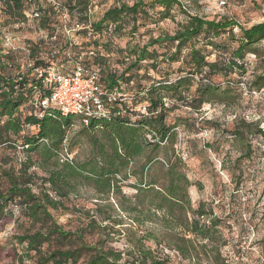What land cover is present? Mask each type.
<instances>
[{"label":"trees","instance_id":"1","mask_svg":"<svg viewBox=\"0 0 264 264\" xmlns=\"http://www.w3.org/2000/svg\"><path fill=\"white\" fill-rule=\"evenodd\" d=\"M184 1L153 0L145 3L137 0L133 5L121 3L105 11L98 21L90 23L88 12L91 0H64V6L58 5L56 8L67 10L71 18L78 11L80 19L74 25H80L82 29L74 33L75 39L84 34L94 39L93 45H87L93 48L86 50L75 39L71 42L66 39L59 49L51 50L47 57L49 60L53 51H58V54L49 61L40 55L38 46L30 43L25 51L31 54L29 62L33 63V67H26L18 75H13L10 61L0 64V147L20 148L27 154H40L39 163L24 162L19 169L0 166V221L13 216L12 207L19 213L16 222L21 232L15 235V240L23 252L14 264H25L26 261L34 264H170L169 255L147 245L148 242L160 245L153 228L147 226L160 224L168 233L171 226L166 222L171 218L176 219L175 227L183 233L174 235L177 245L173 249L182 257L193 256L191 235L208 238L204 232L206 226H200V221L194 219L191 224L188 222V214L204 217L205 213L200 209H192L189 198L192 184L183 171L180 157L175 155L173 145L177 133L175 127L167 123V119L180 105L197 112L205 104L224 100L223 94L229 97L230 87L220 93L221 89L213 82V78L216 75L227 78L237 75L243 79L247 75V57H261L258 46L264 42V22L245 28L234 19L207 20L184 12ZM41 2L0 0L1 15L7 24L22 25L28 22L27 11L36 5L32 12L33 20L38 23L39 29L50 30L52 25L59 23V15L55 13V8L44 6ZM176 6L187 16V23L181 30L174 35L151 39L142 47L137 45L118 50L127 60L123 64L125 69H107L110 56L115 54L113 39L123 33L127 24H133V36L138 32L136 25L139 20L152 19L150 10L160 8L157 14L165 20L171 17ZM74 25L65 21L62 30ZM236 29L240 35H236ZM54 33L51 40L58 37ZM106 35L110 39L100 43V39ZM55 42L59 43L58 39ZM163 44L174 46L175 51L163 57L162 62H179L182 49H189L184 59L187 66L180 71L185 75L174 81L156 80L148 87L141 85L140 80L149 74L146 71L140 75L143 63L150 64L149 68L153 72H157L159 65L160 56L151 47ZM101 48L106 55L101 52ZM16 52L9 51L6 59L14 58ZM215 53L218 58L210 61ZM80 56H83L84 64L90 69H99L100 82L104 88L121 90L123 85L126 88L138 86V94H143L144 98L137 103V94L133 96L131 108L127 107L125 99H119L111 106L112 116L109 120L93 119L87 127L84 126L89 133L100 131L101 137L89 136L94 155L85 163L76 164L61 162L59 154L77 117L64 116L53 105L42 108L34 101V96L39 93L41 98L50 97L49 90L44 88L42 79L35 71L37 68L52 63L66 67ZM194 85L197 87L192 92ZM246 87L248 93L264 90V61ZM125 89L123 94H126ZM143 102L147 104L146 111L137 112V105ZM27 108L30 110L27 111ZM258 134L264 143V131L260 130ZM149 135L154 141L148 140ZM148 151L150 155L146 157ZM153 152L164 153L168 160L166 164L153 160ZM143 159L150 165L148 171H155L157 179H145L147 165L135 173L133 163ZM35 166L43 170L46 176L39 177L37 173H31L30 170ZM131 177L136 180L133 185L135 196H121L124 183ZM86 186L104 196L106 201L111 195L117 197L115 204L120 212L126 213L127 216L123 217L130 221L128 227H124L125 230L116 229L125 226L122 217L117 219L105 215L100 203H96L93 212L85 214L72 204V197H76ZM125 202H130L132 207L126 209ZM108 206L112 207L111 203ZM60 212L82 214L79 218L87 224L80 225L75 231H66L55 217V213ZM216 227L214 221L207 228L211 231ZM171 234L166 235L171 237ZM89 235L93 236L91 243L87 241ZM116 236L119 237L117 240ZM124 237L127 245L124 251L113 247V243ZM213 264L229 263L217 259Z\"/></svg>","mask_w":264,"mask_h":264},{"label":"rangeland","instance_id":"2","mask_svg":"<svg viewBox=\"0 0 264 264\" xmlns=\"http://www.w3.org/2000/svg\"><path fill=\"white\" fill-rule=\"evenodd\" d=\"M44 6L50 5L55 13L59 15L58 24L52 25L50 30H41L38 28L32 18V12L36 5L27 11L28 22L22 25L7 24L6 19L1 15L0 10V64H6L10 61L13 75H18L26 70L31 54L27 51V45L33 43L40 51L43 58L48 59L51 50L58 48L66 40V31L62 30L64 22L74 25L79 21L80 14L74 13V18L68 14L67 10L58 5L64 6V0H41ZM137 0H91L89 6V22L98 21L105 11L109 8L127 3L133 5ZM150 3L153 0H143ZM221 1L225 5H221ZM183 9L188 15H197L207 20H220L222 18L234 19L245 28L264 22V0H185ZM1 8V7H0ZM160 8L155 11H149L152 19L139 20L136 27L138 32L132 36L133 24H127L123 33L114 37L113 45L115 54L110 56L107 69L122 71L125 56L118 53V50L127 47L144 46L151 39L163 35H174L187 23V16L180 8L176 6L171 12L169 19H161L157 14ZM188 11V12H187ZM57 33L58 42L53 43L52 33ZM54 33V34H55ZM236 35H240L238 29ZM10 37L13 46L18 49L14 58L8 60L9 48L6 46V38ZM227 36L223 37L225 39ZM75 36H73V40ZM110 39L109 35L100 39V43H105ZM78 43L84 45L88 50L93 46L94 39H89L81 34L75 39ZM33 47V46H32ZM258 48L261 50V57L249 55L246 63L248 68L247 75L241 79L237 75L229 78L216 75L213 82L220 87V93L225 89H231V95L223 94L222 99L214 100L205 104L200 111H194L185 106H179L169 114L167 123L175 127L177 138L173 145L175 155L180 157L182 168L192 186L189 188V198L193 210L200 209L205 216H193L188 214L187 219L191 224L194 219L200 221V226H206L204 230L208 238H200L191 235L192 239V258L182 257L173 249L176 247V237L181 235L180 228L175 227L176 219H169L168 225L172 233H168L158 226H147L153 228L155 234L159 237L160 245L156 246L152 242L147 245L156 251L170 256V264H213L217 259H222L229 264H264V143L263 138L258 134L264 131V90L260 93H248L246 83L254 79L256 71L261 67L264 61V42ZM26 50V51H25ZM101 52H106L101 48ZM156 50L159 57L157 72L150 70V64L143 63L144 68L140 72L143 75L146 71L148 76L141 81V85L148 87L156 80L174 81L178 77L185 75L181 69L186 68L184 59L189 54V49H182L179 62H162L163 57L174 53L175 47L168 44L151 47ZM218 55L211 56L210 61H215ZM46 61V60H45ZM67 64L66 67H68ZM149 68V69H148ZM9 69V66H7ZM24 70V71H25ZM196 81V80H195ZM197 82V81H196ZM196 85L191 88L194 92ZM126 105L132 107V97L137 94V103L144 95H139V87L131 86L125 89ZM145 102L137 105V112H145ZM30 108H27L29 111ZM236 134H241L236 135ZM101 137L100 131L89 133L82 125L80 119H74V125L68 132V138L64 143V148L59 154V160L65 162V159H72L73 163L81 164L90 160L94 155V150L90 143L89 136ZM149 141H154L152 136H148ZM157 141V140H156ZM172 147V146H171ZM150 151L147 152L148 157ZM153 160L161 161L166 164L168 161L164 153H151ZM39 163L40 154L38 152L27 154L20 148L0 147V166L5 169L10 167L19 169L24 162ZM145 168V179H157L155 171L150 169L147 160H139L133 163L132 167L137 171ZM31 173H37L39 177L46 176V173L38 167H33ZM150 172V173H149ZM3 180H1L2 182ZM136 180L131 177L124 183L122 195L127 198H133L136 194L133 185ZM104 196L95 193L89 186L83 187L76 197H72V204L76 205L82 214L93 212L96 209V203L104 208L105 215L112 217H122L125 226H118L116 229L125 230L130 221L123 216L126 213L120 212L115 204L117 197L111 195L109 201ZM102 199V200H100ZM112 205V207L108 205ZM132 204L125 202V208L130 209ZM13 216L0 221V264H14L18 255H21L23 248L15 240V235L20 234V226L16 220L19 216L18 211L12 207ZM82 214L73 213H55V217L60 225L66 231H75L83 223L79 216ZM93 214V213H92ZM177 215V214H176ZM83 216V215H82ZM20 221H23L21 219ZM216 222L217 227L208 231V226ZM166 223L164 225H166ZM169 228V227H168ZM123 233H125L123 231ZM167 234V235H166ZM125 236V234H124ZM174 236V237H173ZM119 237L116 236L115 240ZM95 239V238H94ZM89 243L93 242V236L87 237ZM113 247L124 251L127 247L126 238L113 243ZM25 264H34L26 261Z\"/></svg>","mask_w":264,"mask_h":264},{"label":"built area","instance_id":"3","mask_svg":"<svg viewBox=\"0 0 264 264\" xmlns=\"http://www.w3.org/2000/svg\"><path fill=\"white\" fill-rule=\"evenodd\" d=\"M221 5H225V2L221 1ZM35 16L38 17L37 14ZM81 29L77 24L72 28L66 27V39L73 41L74 33ZM12 41L10 37L6 38L9 51L18 50L13 46ZM57 54L58 51H53L52 58ZM52 58L48 60L52 61ZM27 67H33V63L28 62ZM35 71L42 79L44 88L49 90L50 97L41 98L37 93L34 101L42 108L53 105L64 116L77 117L85 127L93 119L109 120L112 116L111 106L119 99L126 98V94H123L126 85H123L121 90L104 88L100 82L99 69H90L84 64L83 56L78 57L75 62L70 61L68 67L52 63ZM65 162L72 163V159H65Z\"/></svg>","mask_w":264,"mask_h":264}]
</instances>
